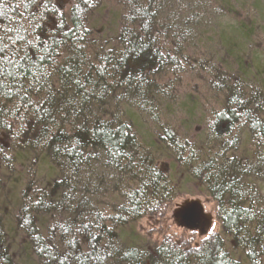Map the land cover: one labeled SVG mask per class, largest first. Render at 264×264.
<instances>
[{"label":"rangeland","instance_id":"rangeland-1","mask_svg":"<svg viewBox=\"0 0 264 264\" xmlns=\"http://www.w3.org/2000/svg\"><path fill=\"white\" fill-rule=\"evenodd\" d=\"M56 1L64 8L70 4V0ZM81 7L93 10L97 38L88 51L83 47L69 50L63 61L66 70H62L68 72L69 81L61 78L60 71L39 91V103L47 95L54 99L48 100V129L68 126L80 133L89 124L91 130L102 122L117 128L126 121L134 126L137 140L127 154L138 163L131 168L97 145L74 163L59 142L48 143L46 137L26 145L19 142L16 165L3 166L0 174V237L14 263L78 264L73 257L76 249L69 251L75 248L73 241L79 245L76 235L80 242L87 237L89 244L100 215L109 214L116 224L122 220L123 184L131 169L152 163L170 171L168 161L180 153L178 147H185L182 141L187 137L195 151L211 146L218 156L231 157L232 165L224 164L239 171L235 173L241 186L237 191L248 193L257 211L264 209V144L258 143L251 125L253 120L264 122V0H89ZM105 14L108 17L102 24ZM135 25L142 34L138 37L149 48L139 56L129 43ZM122 26L126 29L120 32ZM158 43H165L173 56L156 54ZM77 58L80 73L90 71L92 83L82 93L71 81L74 69H67ZM101 62L108 65L103 73L97 67ZM232 106L242 118L235 131L227 137L211 133L209 116ZM222 128L216 126L217 131ZM192 167L188 171L175 167L174 197L150 214L116 230L110 228L87 264H131L126 255L130 250L142 264H153L157 258L162 262L160 256H152L159 246L192 255L205 245L210 248L217 234L229 240L215 216L218 203L214 197L202 188L197 196L186 186ZM193 199L211 217L205 232L198 233L199 227L185 228L174 214L183 200ZM33 222L53 240L44 254L34 253L26 234ZM224 246L248 264L238 239Z\"/></svg>","mask_w":264,"mask_h":264},{"label":"trees","instance_id":"trees-1","mask_svg":"<svg viewBox=\"0 0 264 264\" xmlns=\"http://www.w3.org/2000/svg\"><path fill=\"white\" fill-rule=\"evenodd\" d=\"M78 1L82 5L89 0ZM80 4L76 0H70L69 6L64 8L55 0H0V174L3 166L9 168L14 164L16 145L19 142L26 145L34 139L45 137L48 143L59 142L66 151L64 153L66 157L72 159L74 163L80 161L81 157L86 158L89 147L96 145L113 160L120 162L122 159L121 162H127L131 168L138 163L134 156L129 157L127 154V149L135 145L137 140L134 126L126 121L120 122L117 128L102 122L93 125L91 130L89 124L88 128H84L82 130L84 132L80 133L68 126L52 130L50 128L53 126H50L48 129L50 124L45 119V116L48 117L50 114L51 105L48 104V100L54 99L47 95L43 102L39 103L41 98L39 91L52 76L56 77L59 75L58 72L66 70L63 61L65 58L68 59L70 49L78 50L83 47L88 51L93 40L97 38V32L92 27L93 10L86 12ZM107 17V14L103 15L102 24ZM137 26L130 31L129 43L134 54L139 56L149 48H146L138 37L142 34L137 31L139 28ZM124 29L125 26L120 27V32ZM247 29L249 30L248 27ZM154 50L156 54H162L166 58L173 56L165 43H158ZM78 51L75 53L80 58L81 53ZM79 58L73 60L67 69L70 67L71 70L74 69L71 81L76 90L82 93L83 88L92 83L89 80L90 71L86 75L80 73L81 63L79 61V64L76 63ZM88 66L90 69L93 67L91 61L88 62ZM97 67L99 71L102 70L99 73H103V69L108 65L101 62ZM61 75L66 82L70 80L68 72H62ZM86 95L89 94L85 92ZM226 109L209 116L211 133L230 136L236 129L235 125L242 121L236 108L232 106ZM261 121L253 120L251 125L258 143L264 144V122ZM218 125L223 126L220 131L216 129ZM192 131L193 134L198 133L195 127ZM160 136L163 137L162 134ZM191 140V137L185 138L184 142L182 141L185 147H178L181 148L180 153H176L172 159L169 157L170 171L164 172L152 163L131 169L123 184L125 192L123 194L124 190L122 191L119 208L122 209L119 215L122 220L116 221L118 223L116 224L112 222L109 214L100 215V221L92 235L93 240L89 244L86 243L87 237L80 242V235L77 234L76 240L79 245L73 241L75 248L70 247L69 251L76 249L77 254H73V257L78 264H87L89 259L95 258L99 248L98 241L102 243V238L110 228L116 230L142 215L150 214L161 202L174 197L177 186V182L174 181L175 167L188 171L191 165H194L190 172L193 177L189 174L191 179L187 181L186 186L196 191L197 196L202 194L199 192L202 188L206 190V194L214 197L218 203L215 216L221 224L223 233L226 237L229 236V240L217 234L210 242V248L205 245L193 251L192 255L167 246H159L154 249L155 254L152 256H160L162 262L157 258L153 264H244L224 246L228 245V242L231 244L234 237L239 240L242 253L248 258V264H264V209L257 211L253 202L248 199V193L237 191L238 187L241 188L239 176L237 179L236 175L239 171L235 169L236 166L231 167L233 161L231 157H224L221 154L220 160L218 153L211 146L206 149L199 146L195 151ZM225 161L231 165L224 164ZM194 178L198 180V184ZM129 188L130 190H127ZM191 208L192 212L197 211L195 207ZM33 225L34 227L26 234L33 245L34 253L44 254V250H50L48 243L53 240L46 231L39 229L35 222ZM126 255L129 256L131 264L143 263L134 251L130 250ZM10 257L0 237V264H15Z\"/></svg>","mask_w":264,"mask_h":264},{"label":"water","instance_id":"water-1","mask_svg":"<svg viewBox=\"0 0 264 264\" xmlns=\"http://www.w3.org/2000/svg\"><path fill=\"white\" fill-rule=\"evenodd\" d=\"M191 207H195L197 211L192 212L193 209ZM175 213L178 223L187 228L199 227L202 232H205L206 229L204 227H208L211 221V217L203 212L201 203L197 199L183 200L177 206Z\"/></svg>","mask_w":264,"mask_h":264}]
</instances>
